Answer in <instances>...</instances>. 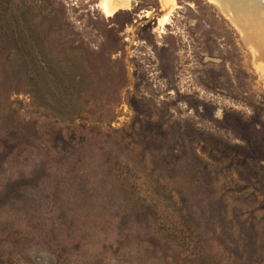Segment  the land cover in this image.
<instances>
[{"label": "rangeland", "instance_id": "obj_1", "mask_svg": "<svg viewBox=\"0 0 264 264\" xmlns=\"http://www.w3.org/2000/svg\"><path fill=\"white\" fill-rule=\"evenodd\" d=\"M103 1L0 0V264H264V44Z\"/></svg>", "mask_w": 264, "mask_h": 264}, {"label": "bare ground", "instance_id": "obj_2", "mask_svg": "<svg viewBox=\"0 0 264 264\" xmlns=\"http://www.w3.org/2000/svg\"><path fill=\"white\" fill-rule=\"evenodd\" d=\"M166 1L169 2L172 0H166ZM207 1L215 5L218 8V10L220 9L223 13H225V11H228L229 12L228 18L232 21V23H239L241 20L246 19L249 24V31H251L250 34L253 37L252 39H254L258 44H264V0H207ZM230 1L236 7H233L231 4H229ZM117 5H118L117 0H104L102 7L103 10L108 14L113 8H116ZM243 14L246 15V18L244 17Z\"/></svg>", "mask_w": 264, "mask_h": 264}, {"label": "water", "instance_id": "obj_3", "mask_svg": "<svg viewBox=\"0 0 264 264\" xmlns=\"http://www.w3.org/2000/svg\"><path fill=\"white\" fill-rule=\"evenodd\" d=\"M244 15V17L246 18V15L245 14H243Z\"/></svg>", "mask_w": 264, "mask_h": 264}]
</instances>
